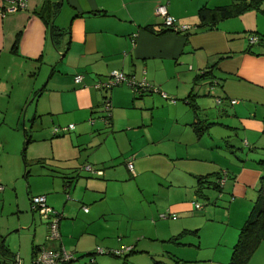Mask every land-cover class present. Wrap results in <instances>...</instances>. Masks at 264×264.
Listing matches in <instances>:
<instances>
[{
	"label": "crops",
	"instance_id": "obj_1",
	"mask_svg": "<svg viewBox=\"0 0 264 264\" xmlns=\"http://www.w3.org/2000/svg\"><path fill=\"white\" fill-rule=\"evenodd\" d=\"M238 2L29 0L26 10L9 12L10 2L0 0V107L4 105L2 100L12 97L19 88L12 76L10 83L3 67L13 60L22 62L21 78L27 83L30 80L27 74L32 73L35 87L43 88L39 96L34 91L26 94L22 104L25 115L16 113V135L19 137L21 133L23 118L24 132L27 122L36 128H40L38 124L50 126L49 132L26 145L42 143L41 159L66 161L58 166L63 172L62 184L55 183V179L53 186L41 188L29 181L26 165L29 200L45 196L50 207L60 214L61 239L49 241L48 219L39 217L33 210L31 214L28 201L19 195L15 209H12L13 203L9 204L22 168L16 160L17 153L7 141L0 140V185L3 187L0 190V258L3 263L12 264L19 255L24 264H32L40 248L65 247L76 257L71 264L91 256L89 253L96 256L86 259L84 264H131L128 256L121 262L105 255L114 249L110 248L114 242L107 239L109 235L114 230L116 234L129 233L128 226L123 232V219L137 214L128 205L116 209L109 204L111 181H121L119 167L114 168L119 164H124L131 176L137 178L139 187L150 181L160 190L153 194L159 199L148 202L150 212H145L144 218L151 226L153 221H158L156 230L161 227L168 231L169 241L188 230L190 226L186 222L204 218L215 221L216 217L226 224L222 240L235 238L258 200L264 174V162L258 163L264 155L261 135L264 125L258 119L264 109V5L263 11H247L223 19L214 27L202 25L199 12L203 7L221 10ZM158 5H166L179 25L191 28L183 33L163 32L166 29L156 13ZM54 32L60 35L58 42ZM253 38L257 42H252ZM113 71L125 73L137 84H150L169 98L161 92H146L128 83L108 93L97 89V82L105 80ZM78 77L83 79L77 82ZM105 96H109L112 104L109 123L102 121L106 114ZM218 99L222 102L218 103ZM212 102L219 108L210 115L209 109L214 108ZM192 105L199 107L198 114ZM198 117L203 125L211 124L201 136L194 127ZM222 119L229 121L224 123ZM1 120L0 116V127L6 124L5 119ZM72 124L75 128L64 132L72 133L64 139L72 145L71 152L57 151L53 146L56 143L50 139V135H55L52 130ZM216 126L220 128V136L211 132ZM234 135L244 138L243 146L249 147V154L245 146L241 149L230 140ZM46 144L52 145L50 154L43 150L47 149ZM13 154L16 157L7 160ZM84 158L83 165L93 168L91 175L96 173L106 179H83L79 168ZM131 160L135 174L128 166ZM76 175L78 179L74 178ZM208 175H212L208 180L213 183L222 177L224 184L221 188L206 184L200 195V179ZM162 189H166V194L161 193ZM210 190L216 193H209ZM71 191L78 198L74 202L68 200ZM199 196L214 199L215 207L211 206L206 215L200 213L203 208H196ZM218 202L226 207L217 206ZM85 207L89 210L85 211ZM222 209L224 212L216 216ZM102 244L107 245L102 248L104 254L95 250L103 247ZM128 247H131L129 256L148 252L136 245ZM155 255H152L155 264L172 263L163 261V254L160 258L157 255L159 261L155 260ZM224 264L230 263L226 260ZM249 264H264V241Z\"/></svg>",
	"mask_w": 264,
	"mask_h": 264
},
{
	"label": "rangeland",
	"instance_id": "obj_2",
	"mask_svg": "<svg viewBox=\"0 0 264 264\" xmlns=\"http://www.w3.org/2000/svg\"><path fill=\"white\" fill-rule=\"evenodd\" d=\"M254 49L257 50L256 47H254ZM21 63L22 62L13 60V61H10L8 65H4L3 67L4 71L6 70L5 72L9 77L8 79L10 83L12 82L11 78L14 77L16 81H13V82H16V86L19 83L17 86L19 88L17 89L16 92L12 94V97L9 98V96H7L5 100H2L3 101L2 103L4 105L3 107H0V116L2 118L1 122H3V120L5 119L6 124L0 127L1 128L0 129V140L2 139V141L3 140L7 141L10 149H12L13 152L17 153V159L16 158L15 159L20 163L21 168H22L21 171L19 169V172H20L19 179L15 177L18 182L16 185L17 189L12 190L11 197L9 199V204L11 203L12 205L13 203L12 209H15V199L17 195H19L20 197L28 201V209H29V212L32 214V203H31L32 197L29 200L27 177L25 175L27 167H28L29 174H30L28 179L31 183H33L34 181L35 186H38L40 188L44 186L50 187L54 185L53 182L55 179H57L55 180L56 181L55 183L62 184L63 180L61 177L63 176L62 175L63 172L61 168H58V166H61V164H64L66 161H58V160L48 159V158L41 159L40 157L41 156L40 154L42 153L41 149L42 147H44V144L42 143H37V144L31 143V144L26 145L27 139L35 140L36 138L49 132L50 126L48 127V125L38 124L40 125L39 126L40 128H36V127H32L31 123L27 122V127L25 128L27 135H25L26 132H24V127H23L24 118H23V121H21L20 123L21 133H19V137L16 135L18 134V132H16L17 124H18V119H16V117L18 115L21 116L22 113L23 115H25L26 108L24 109V111H22V107H23L22 104L24 100H26L24 99L26 94H28L30 91L31 92L34 91V95H36V93L40 89L43 88V86L41 85L39 87L38 85L37 87H35L36 80L32 78L31 76L32 73L27 74L28 77L30 76V80L27 81V83L21 78V75H22L21 74L22 73ZM214 94H216L215 96H217L218 94L217 91H215ZM216 98L217 97H215L214 99L215 101H216ZM211 106L214 107L215 110L214 108L209 109L211 111L210 115L213 114L212 111H216L217 107L219 108V106L216 103L215 105H213V102ZM19 108H20V111L18 112L17 110ZM16 113H18L17 116H16ZM258 119L264 125V109L261 112V115L258 117ZM222 120L224 123L229 121L228 119H222ZM10 124H13V127H10ZM219 129L220 128L216 126L215 128L211 130V132L215 136H220L221 133L219 132ZM53 132L54 130H52V133ZM71 134L69 133L65 134L64 132H61L58 136H55L53 134L50 135V139L56 143L53 146L55 147L57 151L65 150L67 153L69 151L71 152L70 146L72 145L69 142H66L64 140L66 138H69ZM261 135L264 136V130H261ZM230 140H232V142L233 141L236 142L237 145L240 146L241 149H244L243 148L245 146V145L243 146L244 138L237 137L236 135H234V137L232 136ZM224 144L226 146L225 140H224ZM46 145H47V149L44 148L43 150L45 151L47 150L46 153L50 154L51 152L50 148L52 145H48V144ZM245 147H246L245 149H247L246 151H248V154H249L251 150L249 149V147L247 146ZM238 151L239 150H235L236 153H238ZM83 152L84 151L82 150V153ZM240 156H242V154H240ZM14 157H16V154L10 155L7 158V160L9 159V161H12ZM234 157L236 160H238L235 155ZM85 158L83 159L82 165H80L81 167L76 166L78 168L80 167L79 175L82 176L83 179L90 178V179H95L96 181L106 179L102 175L101 177L96 176L97 175L96 173H95L96 175L95 174L91 175L90 171L83 168L84 161L86 160ZM260 158L261 157H258L257 159H260ZM262 159H264V155ZM262 159L258 161L260 165L262 164L261 163ZM118 163L120 162H117V164ZM26 164L28 165L27 167H26ZM119 165H117V167H114V168L119 167L118 174H119V178L121 181H111L110 186H109V194L111 195V199H110L111 201L109 202V204L113 208H116V209L122 208L124 207V205H128L130 209L135 211L137 214L131 216L130 218L123 219V222H124L123 232L124 230H126L128 226L129 233L116 234L114 230L113 233L109 235L110 238H107L111 242H114V245H111L112 247H110V248H114L112 249V251H121L122 255L115 256L111 254L112 251H108L105 254L107 257H111L112 259H116L121 262L123 261V259H126L129 257L131 259L130 261L131 264H155V261L152 258L153 257L152 255L154 254H156L155 256L157 257V258L155 257L156 258L155 260L159 261L157 255H159V258H160V256L163 254L165 258L162 257V260L165 262H168V260L172 261L171 264H220V263L224 264L226 260L228 263L231 262L232 255H233V249L239 240L241 231L236 234L235 238H231V240L228 237L222 240L223 231L226 228V224L221 223L220 217H216L215 221H211V220L209 221L206 218H204L199 221L198 220L194 221V223L186 222L187 225L190 226L188 227V230L189 229L190 230L182 231V232H185V235L181 238L183 240V242L181 241L182 242L181 245L175 242H170L169 237L171 235L170 233H168V231L163 230V228L161 227H158V229L156 230V226H157L156 224L158 223V221L156 223L153 221L152 222L153 226H151L149 224V220L148 219L145 220L144 218V213L150 212L148 208V202L151 201L152 199L154 201L159 199L158 196H155L153 194H156V192L160 190L159 189L157 190V187L152 186V183L150 181L147 184L143 183L146 186L145 188H144V185L143 186L140 185L139 187V184L137 183V178H133L131 176V174L128 172L124 164H121L120 166ZM261 167L263 168V166ZM6 169H8V166H6L5 170ZM76 172L78 174V171ZM48 174L51 176H48ZM55 176H57V178H55ZM75 177L78 179V175L74 176V178ZM31 188L33 189V192H35L34 188L33 187ZM161 193L166 194V189H162ZM209 193L214 194L216 193V191L210 190ZM76 196L77 195H75V191H71V197L68 196V200H72L74 202L76 201V199H78ZM211 198L212 197L209 196V200H208L204 197L199 196V198L196 199V202L199 203L203 208V211L200 212L201 215H206V211L211 206L215 207L214 199L211 200ZM140 200L141 201L143 200L144 202L142 203ZM48 205L50 206L49 203ZM218 205L223 206L224 208L226 207L224 204H221L219 202L217 203V206ZM221 211L224 212L223 209L219 210L216 216L220 215ZM34 213L39 215V217H42L40 212H34ZM198 228H200V230H198L199 232L195 233L194 231L197 230ZM164 238H168V240L164 241L163 240ZM121 240L123 242H121ZM124 245L126 246L124 247ZM129 245H134V246L136 245L137 248L139 247L142 249L143 248L147 249L148 252H144V253L140 252V253L134 254L133 256L132 255L129 256L127 254L128 251H126V249L129 248L128 247ZM101 246L103 247H99V248L97 247L95 250L107 248L105 247L107 245L102 244ZM94 256H96V254L91 255V256L81 257L79 260L75 261L73 264H84L85 261H87L86 259L89 260ZM213 261H215L216 263Z\"/></svg>",
	"mask_w": 264,
	"mask_h": 264
},
{
	"label": "built area",
	"instance_id": "obj_3",
	"mask_svg": "<svg viewBox=\"0 0 264 264\" xmlns=\"http://www.w3.org/2000/svg\"><path fill=\"white\" fill-rule=\"evenodd\" d=\"M10 2V6L8 8L9 12H17L20 10H26L29 6V0H8ZM157 15L163 20L164 27L167 29H171L172 31H176L179 33H183L188 31L191 27L188 25H179L177 23V19L172 16L166 5H158L156 9ZM252 42H257L256 38L252 39ZM83 78L78 77L77 82H80ZM124 83H128L129 85L135 87L136 85L147 87V83L137 84L133 79L127 76L125 73L121 71H113L110 76H108L105 80H99L96 84V88L103 90L105 92H109L111 89L120 86ZM163 97L168 98V95L162 93ZM222 99H218V103H221ZM237 101H232L235 104ZM112 104L109 97H106L104 100L103 111L106 113L103 117V120L108 123V119L111 117ZM75 128V125H70L69 127L59 129L55 128L54 133L58 134L61 131H68ZM129 169L135 174L134 163L133 161H129L128 163ZM88 171H93L91 165H86L84 167ZM221 184H224V180L220 181ZM3 187L0 185V190ZM32 210L35 212H40L44 219H48L50 232L48 235L49 241H58L61 239L60 233V214L55 211L52 207H50L47 203V198L45 196H35L31 199ZM197 209H202L200 204L196 205ZM88 207H85V211H88ZM131 248H127L126 251H130ZM98 252L104 254L105 251L102 249H98ZM116 254H122L121 251H114ZM76 259V257L68 252L65 247H61L58 250H48L45 247L40 248L33 260L32 264H71V262ZM0 264H5L2 262L0 258ZM12 264H24L23 260L19 255H17L13 260Z\"/></svg>",
	"mask_w": 264,
	"mask_h": 264
},
{
	"label": "trees",
	"instance_id": "obj_4",
	"mask_svg": "<svg viewBox=\"0 0 264 264\" xmlns=\"http://www.w3.org/2000/svg\"><path fill=\"white\" fill-rule=\"evenodd\" d=\"M263 5H264V0H240L238 3H234L228 7H225L223 9L219 10H212L208 7H203L200 12H199V17L202 21V25L204 26H216L221 20L227 19V18H232L235 17L236 15L242 14L247 11L251 10H259L263 11ZM264 12V11H263ZM166 31L163 32H168L172 31L171 29L165 28ZM162 32V33H163ZM60 35L56 34L54 32L53 37L54 39L58 38ZM262 40V39H261ZM264 40V39H263ZM58 42V39H57ZM259 42V40H258ZM135 88H141L146 91V92H155L159 93V89H156L152 85L148 84L147 87L136 85ZM42 90H39L36 93V96H39L41 94ZM162 94V92H161ZM109 97V96H105ZM104 98V99H105ZM169 98V97H168ZM194 108L196 114H198V109L199 107L196 105H192ZM111 118V117H110ZM108 119V123L111 121V119ZM211 124L208 125H203V122L200 120V118H197V122L194 124L195 131L198 133V135L204 134V132L208 131V128H210ZM65 132V131H62ZM55 134V135H59ZM30 141V139H27V143ZM262 162H264V159H262ZM27 165V164H26ZM212 175L205 176L204 178L200 179V185L198 188V193L203 194V190L206 187L205 185L207 184V187L209 186H215L218 188L222 187L221 184V179L220 177L217 183H213L209 181L208 179ZM259 197L256 202V204L253 207V210L250 214L249 219L246 221L244 226L241 229L240 237L237 242V244L234 246L233 249V255L230 264H249L253 254L256 252L258 247L260 246L261 242L264 241V174L261 178V184L259 187ZM189 231V230H186ZM192 232V231H190ZM195 233L199 232L198 230L194 231ZM185 235V232L180 233L176 237H173L170 242H175L177 244L181 245L182 237ZM112 255L115 256H120L121 254H116L114 251L111 252ZM88 255H92L89 253Z\"/></svg>",
	"mask_w": 264,
	"mask_h": 264
},
{
	"label": "water",
	"instance_id": "obj_5",
	"mask_svg": "<svg viewBox=\"0 0 264 264\" xmlns=\"http://www.w3.org/2000/svg\"><path fill=\"white\" fill-rule=\"evenodd\" d=\"M93 124L95 123V121L92 122Z\"/></svg>",
	"mask_w": 264,
	"mask_h": 264
}]
</instances>
